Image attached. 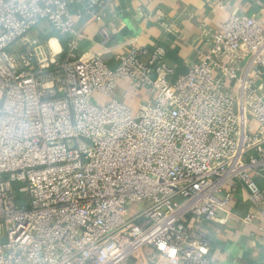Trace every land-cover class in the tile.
Segmentation results:
<instances>
[{"label":"built area","instance_id":"built-area-1","mask_svg":"<svg viewBox=\"0 0 264 264\" xmlns=\"http://www.w3.org/2000/svg\"><path fill=\"white\" fill-rule=\"evenodd\" d=\"M115 1L0 0V264H127L145 248L151 264H209L206 225L237 191L245 220L264 219V22L227 12L170 81L161 46L107 36L77 55L83 25L119 20ZM41 23L64 47L31 34ZM118 81L147 99H116Z\"/></svg>","mask_w":264,"mask_h":264},{"label":"crops","instance_id":"crops-1","mask_svg":"<svg viewBox=\"0 0 264 264\" xmlns=\"http://www.w3.org/2000/svg\"><path fill=\"white\" fill-rule=\"evenodd\" d=\"M224 2L229 3L227 10L220 5ZM115 6L120 14L115 24L90 21L81 27L83 39L77 55L98 49L107 36L110 37L108 44L127 41L150 49L161 46L166 51L167 62L174 69L170 81L200 59L207 46L202 39V30H220L227 12L252 16L264 22V0H116ZM45 27L46 37L53 35L51 37L58 39L60 47H64L65 39ZM114 97L128 105L133 103L132 107L147 99L143 90L124 81H118ZM258 183L264 193V181L260 179ZM248 210L247 193L239 190L230 200L226 212L217 214L225 217L226 222L206 225L210 241L209 264H264V219L257 212L246 221ZM150 252L151 248L143 249L127 264H151L147 261Z\"/></svg>","mask_w":264,"mask_h":264},{"label":"rangeland","instance_id":"rangeland-1","mask_svg":"<svg viewBox=\"0 0 264 264\" xmlns=\"http://www.w3.org/2000/svg\"><path fill=\"white\" fill-rule=\"evenodd\" d=\"M45 25H46L45 23L39 24L38 26H36L35 28L32 29L31 34H34L35 35L36 33H42L43 36L46 37L47 34H48V31L46 29H44ZM94 98L96 99V95H94ZM95 99H91V101H93V102L96 103V100ZM130 104H131V102H130ZM132 105H133V103L130 106L132 107ZM140 207H141V205H139V204L132 205L130 207V209H129V213L133 214V213H136V212L140 211Z\"/></svg>","mask_w":264,"mask_h":264},{"label":"bare ground","instance_id":"bare-ground-1","mask_svg":"<svg viewBox=\"0 0 264 264\" xmlns=\"http://www.w3.org/2000/svg\"><path fill=\"white\" fill-rule=\"evenodd\" d=\"M50 46L55 52H58L60 50V48H59V46H58V44H57L55 39H51Z\"/></svg>","mask_w":264,"mask_h":264},{"label":"trees","instance_id":"trees-1","mask_svg":"<svg viewBox=\"0 0 264 264\" xmlns=\"http://www.w3.org/2000/svg\"><path fill=\"white\" fill-rule=\"evenodd\" d=\"M50 36H53V35H50ZM61 37V36H60Z\"/></svg>","mask_w":264,"mask_h":264}]
</instances>
